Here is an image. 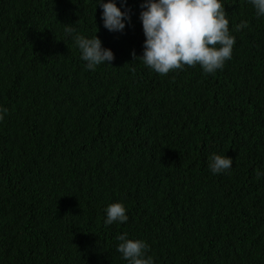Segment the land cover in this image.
I'll return each mask as SVG.
<instances>
[{
    "label": "trees",
    "instance_id": "trees-1",
    "mask_svg": "<svg viewBox=\"0 0 264 264\" xmlns=\"http://www.w3.org/2000/svg\"><path fill=\"white\" fill-rule=\"evenodd\" d=\"M115 2L123 31L98 0H0V264H127L123 233L154 264H264V17L221 0L231 59L162 76L139 58L144 0ZM66 26L114 59L88 69ZM116 202L128 220L105 225Z\"/></svg>",
    "mask_w": 264,
    "mask_h": 264
},
{
    "label": "clouds",
    "instance_id": "clouds-1",
    "mask_svg": "<svg viewBox=\"0 0 264 264\" xmlns=\"http://www.w3.org/2000/svg\"><path fill=\"white\" fill-rule=\"evenodd\" d=\"M126 3V0H121ZM256 10V16L264 17V0H249ZM103 9L104 27L109 31H123L125 20L130 17L121 11L115 0H98ZM145 41L143 54L139 56L143 64L156 73L164 76L170 72L183 70L185 66L199 65L204 73L212 74L222 69L225 62L232 57L235 37L230 34L229 19L221 0H144L141 5ZM248 27L247 21L236 25V31ZM66 35H71L86 61V67L95 70L98 65L114 59L110 49L102 47L97 35L86 38L76 33L75 28L66 26ZM133 60L137 58L132 52ZM7 109H0V120ZM232 167V159L225 155L212 154L209 157V168L213 174L221 173ZM261 173L257 171V177ZM106 211L105 225L115 222H127L125 206L110 203ZM120 243L117 251L127 264H154L153 258L147 255L149 245L138 239L128 238L127 233L116 237Z\"/></svg>",
    "mask_w": 264,
    "mask_h": 264
}]
</instances>
